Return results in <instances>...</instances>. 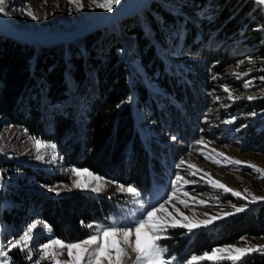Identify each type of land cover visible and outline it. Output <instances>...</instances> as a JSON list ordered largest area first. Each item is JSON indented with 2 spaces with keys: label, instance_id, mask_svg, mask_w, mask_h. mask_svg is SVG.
<instances>
[{
  "label": "trees",
  "instance_id": "1",
  "mask_svg": "<svg viewBox=\"0 0 264 264\" xmlns=\"http://www.w3.org/2000/svg\"><path fill=\"white\" fill-rule=\"evenodd\" d=\"M196 9H207L211 15L197 24L182 14ZM212 29V43L217 44L206 46ZM240 37L251 46L250 55L264 59V10L254 0H147L128 18L47 47L0 35V129L4 124L21 125L28 134L55 144L64 164L87 167L150 195L153 182H165L162 149H169L176 159L184 146L195 148L208 135L210 126L202 113L206 90L221 81L219 73L230 57L222 49L224 43ZM125 43L127 49L119 51ZM176 43L182 52L189 45L184 54L198 49L197 56L170 61L167 49ZM249 104V110L262 109L264 97ZM260 123L258 130L247 127L240 133L245 149L264 151V117L255 125ZM167 136L178 142L162 141ZM14 164L50 183L51 177L43 173L49 172L43 169L0 159V168ZM6 194L17 202L5 205ZM17 194H2L0 188V219L10 232L18 233L20 222L35 217L65 242L87 237L95 229L85 225L117 215L118 205L129 197L81 190L31 197ZM24 200L21 206L18 201ZM246 234L264 235V202L190 233L169 228L167 238L159 242L168 249V257L183 263ZM39 239L45 240L42 234ZM26 253L11 248L9 264H29ZM218 264H264V251Z\"/></svg>",
  "mask_w": 264,
  "mask_h": 264
},
{
  "label": "rangeland",
  "instance_id": "2",
  "mask_svg": "<svg viewBox=\"0 0 264 264\" xmlns=\"http://www.w3.org/2000/svg\"><path fill=\"white\" fill-rule=\"evenodd\" d=\"M121 1L119 0L118 4ZM96 2L102 3L104 0H96ZM79 3L83 7H78L76 3H70L69 0H5L2 6L15 23L44 29L77 26L97 13L107 11V9L97 7L93 3V0H79ZM118 4H114L112 9ZM27 6L31 7V10L38 19L34 20L26 14L24 9ZM182 14L192 18L194 23L197 24L200 23L202 18H208L211 15L207 9H196L189 15L185 12ZM259 28L261 27L258 26ZM207 34L206 46L217 44L212 43L215 41L213 39L214 29L210 30ZM173 36L174 29L172 28L171 37ZM243 39V37L235 38L228 43H224V48L222 49L227 50L230 57L222 65V70L219 73L221 81L215 82L213 87L206 90L207 106L202 113L204 119L208 122V126H210L208 135L200 139L198 146L195 148L194 146H184L176 159L172 158L169 151H165L166 153H163V159L166 163L165 182L155 185L150 195L145 196L141 194L139 198H133L130 194L124 192L129 197H127L128 202L124 201L118 205V208H120L118 215L120 216L117 217L114 214H110L108 220L100 224L111 225L115 223L117 226H129L130 221L139 216L138 209L140 205L133 202L135 199H138L144 205V208L148 209L151 205L158 206L159 203H163L166 197L172 196L174 190L176 191L175 197L169 203H166L165 208L157 214L168 222H171L175 218L177 221L183 223L185 222L184 216H187L189 219L197 221L209 220L216 217L217 219L213 222L215 223L231 216L226 215V213L237 214L235 208L245 207L246 205V211L254 204L264 202H251V195L249 193L264 197V179L258 178L260 173L248 167V165H255L257 168L264 169V151L245 149L242 145L243 139L241 137L243 129L255 126V129L258 130L263 124L255 125L257 120L264 117V107L262 109L251 108L250 110L247 108L251 106L249 102L264 97V59L250 55L251 46L244 42ZM196 40L197 37L195 36L194 41L196 42ZM169 44L171 46V42ZM177 46L178 44L176 43L172 45V48L168 47L167 49L168 58L172 62L189 61L187 60V56H197L196 54H198V49H194L189 54H184V52H189V45L184 46L183 52L179 51ZM212 48H214V45ZM125 49H127L126 43L119 51L123 52ZM246 84H248L247 87L245 86ZM225 88L228 91H225ZM249 97H253V99H249ZM233 107H235L234 110H231ZM222 135H226L227 139L220 138ZM34 139H39L47 145L53 144L51 141L28 134L26 129L21 125L4 124L0 129V159L17 161L23 165L35 167L34 170L40 168L55 176L43 172L46 176L51 177L50 183H43L35 179L34 173H29L25 169H19L17 164L2 167L0 168V188L2 194L4 192L12 195L22 193V196L27 195L26 197H31V194L54 192L67 194L81 190L110 197L122 193L119 191V185L123 183L107 178L87 167L64 164L63 157L56 147L54 150L47 147L37 151ZM162 141L176 142L177 139L167 136ZM217 153L224 155L219 156ZM37 156H43V159H37ZM53 156H55V159H53ZM206 157H211V159ZM226 158L239 160L244 163L234 165ZM181 160H184L185 164L179 168L176 167ZM212 160H217L218 163H213ZM190 165H195V168L189 167ZM73 168H87L94 174L102 177L105 182L102 190L99 192L92 191L91 189L95 187V183H92L88 188L75 187L74 182L77 177L71 171ZM193 172L197 174L192 175ZM177 174L183 177V180L176 182V189H173L172 182L175 181ZM205 174L209 175L206 176ZM80 179L84 181L83 176ZM208 180H215L228 188L240 192L241 197L224 192L218 187H213L207 182ZM185 181H188V183H185ZM123 185L129 186V184ZM50 189H54V191ZM245 189H248L249 192H245ZM244 197H247V199H244ZM10 198V195L6 196L3 203L10 205L17 202ZM181 200L185 203H181ZM200 201H204V203L201 204L199 203ZM18 202L23 206L25 200ZM185 204H187V207ZM30 207V204L26 206V208ZM180 213H183L184 216H181ZM19 214L24 213L20 210ZM43 223L45 222L32 217L24 222H20L18 233L13 234L10 232V227L7 224H3L0 219V247L7 252V257H0V260H4L5 264H9L11 261L8 257V251L11 249L10 244L20 240L27 228L36 224L38 227L33 231L32 239L28 242V246L24 248L21 245L20 248L30 254L31 259H29V264H54L53 258L45 257L42 246L49 242L50 239L57 237L53 236L47 229L42 228ZM3 233H6L5 236ZM41 234L45 239L43 241L39 239V235ZM77 241L79 240L73 242ZM249 246L254 248L258 246L264 249V235H242L236 242L215 245L212 249L224 247L247 249ZM55 250L60 251L59 249ZM211 250L206 252H211ZM254 252L260 251H251L247 254ZM191 257L183 263L174 259L172 260V264H189ZM172 258L166 254V259ZM56 259L69 261L70 258L67 250H64L63 254L56 257Z\"/></svg>",
  "mask_w": 264,
  "mask_h": 264
},
{
  "label": "snow or ice",
  "instance_id": "3",
  "mask_svg": "<svg viewBox=\"0 0 264 264\" xmlns=\"http://www.w3.org/2000/svg\"><path fill=\"white\" fill-rule=\"evenodd\" d=\"M70 3H76L78 7H83L79 3V0H69ZM5 0H0V5H3ZM93 3L96 4L99 8H104L111 10L114 4H118L119 0H104L102 3H97L96 0H93ZM259 3L264 5V0H259ZM4 8L0 6V12H3ZM24 11L32 19H38L35 16L30 6H27ZM250 83V82H249ZM246 87L248 84L245 85ZM225 91H228L225 88ZM253 99V97H249ZM34 144L36 150L39 151L41 148L50 147L53 150L55 145H47L39 139H34ZM214 151V150H213ZM219 156H223L222 153H217ZM37 159H43V156H37ZM211 159V157H206ZM55 159V156H53ZM229 159L230 162L234 165H241L244 162L239 160ZM213 163H218L217 160H212ZM185 164L184 160H181L176 167H181ZM189 167L195 168V165H190ZM248 167L254 169L255 172L260 173L258 178L264 179V169L257 168L255 165H248ZM72 173L77 177L74 182V186L77 188H88L92 183H95V187H92V191L99 192L104 186V179L97 174H94L89 169L84 168H73ZM196 172H193L192 175H196ZM206 176L209 174H205ZM84 177V181H81L80 177ZM183 180V177L176 175L175 181L172 182L173 189H176V182ZM195 182V181H193ZM213 187H218L224 192L231 193L234 196L241 197V193L237 192L231 188H228L222 183H219L215 180H208ZM188 183V181H185ZM53 190L54 189H50ZM119 191L130 194L133 198H139L141 193L135 186H125L123 184L119 185ZM245 192H249L248 189H245ZM176 191L174 190L171 197H166L163 203L157 205H151L148 209L144 208V205L138 200L135 199L133 202L140 205L138 211L139 216H136L132 221H130L129 226H117L115 223L111 225L103 224H87L85 225L88 228H94L95 231L88 234L85 239L79 240L77 242L66 243L65 241L59 238L50 239L49 242L43 244L42 251L45 257H50L54 259V264H172V259H166V254L168 249L162 246L159 241L161 239L167 238L165 233L169 228L180 227L187 229L188 232H192L196 228L206 227L214 222L216 217H213L209 220L197 221L195 219H189L187 216H184L183 213H180L181 216H184L185 222L177 221L175 218L171 222L166 221L165 219L160 218L157 214L165 208V204L169 203L173 197H175ZM185 195H187L185 193ZM251 195V202L255 203L258 201H264V197ZM247 199V197H244ZM181 203H185L181 200ZM199 203L203 204L204 201ZM187 207V204H185ZM245 207L235 208V212L245 211ZM170 215V214H169ZM226 215H233V213H226ZM83 223V222H82ZM38 227V225L33 224L27 228L23 233L20 240L15 243H11V248H18L23 245L24 248L28 246V242L32 239L33 231ZM42 228L51 231L50 226L46 223H43ZM134 237V239H133ZM59 249L60 251H56ZM23 250V249H22ZM67 250V254L70 258L69 261H60L56 257L63 254V251ZM251 251H264V249L257 247L249 246L247 249L244 248H234V247H224V248H215L211 252H205L202 255H194L191 257L189 264H201L202 261H211L213 264H218L222 260H230L232 262L239 261L242 256L246 255ZM227 255H223V254ZM134 254V255H133ZM28 258L31 259L30 254H27ZM0 257H7V252L0 247ZM0 264H5L4 260H0Z\"/></svg>",
  "mask_w": 264,
  "mask_h": 264
},
{
  "label": "water",
  "instance_id": "4",
  "mask_svg": "<svg viewBox=\"0 0 264 264\" xmlns=\"http://www.w3.org/2000/svg\"><path fill=\"white\" fill-rule=\"evenodd\" d=\"M145 1L147 0H122L113 9L97 13L77 26L56 29L36 28L17 24L8 16L4 9L3 12H0V35L18 42L38 44L43 47L55 43L72 42L77 38L84 37L110 25L115 20H123L134 15ZM254 1L264 10V5L260 4L259 0Z\"/></svg>",
  "mask_w": 264,
  "mask_h": 264
},
{
  "label": "bare ground",
  "instance_id": "5",
  "mask_svg": "<svg viewBox=\"0 0 264 264\" xmlns=\"http://www.w3.org/2000/svg\"><path fill=\"white\" fill-rule=\"evenodd\" d=\"M145 3V2H144ZM0 6H2V5H0Z\"/></svg>",
  "mask_w": 264,
  "mask_h": 264
}]
</instances>
